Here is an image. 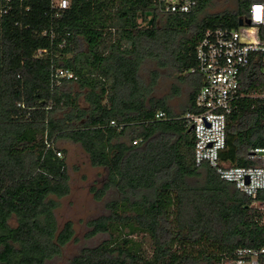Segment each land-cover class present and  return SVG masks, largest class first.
I'll list each match as a JSON object with an SVG mask.
<instances>
[{
  "label": "trees",
  "instance_id": "16d2710c",
  "mask_svg": "<svg viewBox=\"0 0 264 264\" xmlns=\"http://www.w3.org/2000/svg\"><path fill=\"white\" fill-rule=\"evenodd\" d=\"M255 1L205 13L212 0H199L192 13L163 15L151 0H70L56 16L52 0H0V264H46L75 236L73 223L59 230L55 216L70 193L60 141L107 170L95 199L112 193L106 214L88 223L89 238L107 239L70 264H224L241 247H264L263 212L208 164L196 166L185 117L199 112L203 81L189 71L204 32L238 28ZM147 61L188 84L182 113L153 96L159 72L145 83ZM57 68L78 80L53 85ZM263 92L254 54L228 116L224 166L261 165L249 154L264 149Z\"/></svg>",
  "mask_w": 264,
  "mask_h": 264
},
{
  "label": "built area",
  "instance_id": "2783aa9c",
  "mask_svg": "<svg viewBox=\"0 0 264 264\" xmlns=\"http://www.w3.org/2000/svg\"><path fill=\"white\" fill-rule=\"evenodd\" d=\"M163 15L189 14L199 0H151ZM70 7V0H52L51 9L59 16ZM6 13V11L4 12ZM250 22L238 28H208L196 46V66L189 73L201 76L203 86L196 97L197 113H187L195 144L196 166L208 164L220 178L234 184L241 193L253 199V207L264 214V149L252 150L250 159L261 161L260 166H224L221 153L227 146L228 116L239 99L240 76L251 62L252 55H261L264 74V41L260 32L264 27V0L253 2L243 20ZM64 45V44H63ZM63 80L77 81L74 71L66 68L53 69L51 82L60 85ZM264 99V92L259 95ZM166 113L159 112L155 118L165 119ZM116 126L115 121H111ZM142 139L133 141L138 145ZM57 155L62 157V153ZM224 264H264V247L237 249L235 257Z\"/></svg>",
  "mask_w": 264,
  "mask_h": 264
},
{
  "label": "rangeland",
  "instance_id": "374dc122",
  "mask_svg": "<svg viewBox=\"0 0 264 264\" xmlns=\"http://www.w3.org/2000/svg\"><path fill=\"white\" fill-rule=\"evenodd\" d=\"M236 8V0H212L205 13H218ZM159 72L157 83L153 91L156 98H168L172 110L176 114L182 113L187 104L189 88L187 83L171 75L169 71L159 69L157 64L147 61L141 68L140 75L145 83L151 82L152 72ZM75 90H78L75 87ZM82 106H85L83 98ZM58 147L65 150L62 157L66 159L69 174L70 193L57 201L59 205L55 210L59 230L71 221L74 225L75 236L63 248L60 256L48 261L46 264H70L84 247H94L107 239V235H97L89 238L88 223L106 214L105 202L110 199V192L103 201L95 199L91 189L101 188L107 177V170L103 167H93L89 156L79 144L69 141H60Z\"/></svg>",
  "mask_w": 264,
  "mask_h": 264
},
{
  "label": "water",
  "instance_id": "95a60500",
  "mask_svg": "<svg viewBox=\"0 0 264 264\" xmlns=\"http://www.w3.org/2000/svg\"><path fill=\"white\" fill-rule=\"evenodd\" d=\"M249 22H250L249 20H246V21L241 20V21L239 22V24H240V25H243L244 23H247V24H248ZM191 129H192V128H191Z\"/></svg>",
  "mask_w": 264,
  "mask_h": 264
},
{
  "label": "crops",
  "instance_id": "0c3cea01",
  "mask_svg": "<svg viewBox=\"0 0 264 264\" xmlns=\"http://www.w3.org/2000/svg\"><path fill=\"white\" fill-rule=\"evenodd\" d=\"M188 85V84H187ZM188 88H189V91H190V87L188 86ZM189 94V93H188ZM175 113V112H174Z\"/></svg>",
  "mask_w": 264,
  "mask_h": 264
}]
</instances>
